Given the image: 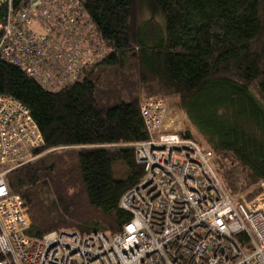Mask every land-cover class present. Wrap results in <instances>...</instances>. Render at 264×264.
Wrapping results in <instances>:
<instances>
[{"label": "trees", "instance_id": "1", "mask_svg": "<svg viewBox=\"0 0 264 264\" xmlns=\"http://www.w3.org/2000/svg\"><path fill=\"white\" fill-rule=\"evenodd\" d=\"M79 2L106 53L74 83L49 91L0 60V95L28 108L47 152L5 177L27 207V236H112L130 220L119 201L143 175L133 144L148 139L149 98L175 100L191 127L181 135L212 152L230 196L264 184V0Z\"/></svg>", "mask_w": 264, "mask_h": 264}, {"label": "built area", "instance_id": "2", "mask_svg": "<svg viewBox=\"0 0 264 264\" xmlns=\"http://www.w3.org/2000/svg\"><path fill=\"white\" fill-rule=\"evenodd\" d=\"M6 7L0 60L46 90L74 83L106 53L79 0ZM140 114L148 139L133 147L143 175L119 201L130 220L112 236L61 230L34 239L25 234L27 207L5 177L43 153V138L28 108L0 95V264H264V184L252 199L230 196L212 152L171 129L166 100H145Z\"/></svg>", "mask_w": 264, "mask_h": 264}, {"label": "rangeland", "instance_id": "3", "mask_svg": "<svg viewBox=\"0 0 264 264\" xmlns=\"http://www.w3.org/2000/svg\"><path fill=\"white\" fill-rule=\"evenodd\" d=\"M148 17H149L148 13L145 10H143L141 13V20H147ZM166 101H167V107H168V124L171 126V129L172 130L181 129L182 131H185V128H191L188 125L185 118L183 117L180 110L178 109V106H177L175 100L169 98ZM190 132L194 138H196L199 142H202L201 137L194 130L191 129ZM76 148L77 147H73L72 150H75ZM46 154H47V152H43L37 159L45 156ZM215 167H216V165H215ZM259 185L260 184L258 183L254 187H250L244 191L238 192L237 194H235L234 197L241 196L242 198L249 200V196L251 194H254V196L252 197V198H254L260 190Z\"/></svg>", "mask_w": 264, "mask_h": 264}]
</instances>
